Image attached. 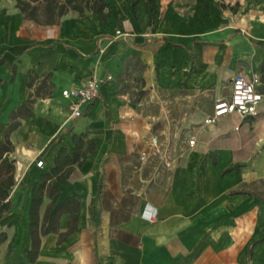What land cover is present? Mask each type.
Listing matches in <instances>:
<instances>
[{
    "label": "crops",
    "instance_id": "0c3cea01",
    "mask_svg": "<svg viewBox=\"0 0 264 264\" xmlns=\"http://www.w3.org/2000/svg\"><path fill=\"white\" fill-rule=\"evenodd\" d=\"M107 1L106 22L69 13L53 26L0 2V125L46 75L54 86L11 138L16 184L0 219V264H264V151L249 138V126L264 121L245 118L238 130L234 117L202 121L209 136L202 145L194 137V147L172 131L191 106L211 104V113L235 76L256 73L264 83V0H155L152 25L147 0L136 15L131 0ZM91 75L113 78L73 119L61 92ZM74 134L95 144L58 185V203L80 202L77 229L59 242L69 229L63 213L31 263L33 191L62 149L73 152ZM153 135L171 145V167L158 156L141 162ZM49 204L45 196L41 220Z\"/></svg>",
    "mask_w": 264,
    "mask_h": 264
},
{
    "label": "trees",
    "instance_id": "16d2710c",
    "mask_svg": "<svg viewBox=\"0 0 264 264\" xmlns=\"http://www.w3.org/2000/svg\"><path fill=\"white\" fill-rule=\"evenodd\" d=\"M15 7L20 11L24 20L32 21L40 26L58 25L61 19L69 13H75L79 18L88 14L97 15L106 22L111 16L110 4L107 0H14ZM141 0H131L133 13L136 15L137 6ZM151 6V7H150ZM145 8L150 16V25L157 12L155 0H147ZM235 12L237 9L232 8ZM50 75H46L36 86L33 93H29L25 104L14 109L10 115V122L5 129L4 138L0 142V219L12 209L11 191L16 184V159L13 157L15 145L11 139L12 133L22 125L21 118L29 117L34 113V104L37 98H47L53 93V84L49 83ZM33 87L32 79L28 82ZM85 135H73L74 149L69 153L62 149L57 155L54 166L49 173L42 176L43 184L33 191L30 208V235L31 247L27 251L28 260L35 263L39 254L42 237L58 232L59 219L63 213L70 215L69 229L66 234L60 235L59 242L77 229L79 221L80 202L76 198H68L58 203L60 189L58 185L68 182L76 167H81L88 154L94 153L95 144L84 140ZM87 145L86 150H84ZM50 200L43 219L40 217V208L44 197ZM7 240L6 233L0 234V245Z\"/></svg>",
    "mask_w": 264,
    "mask_h": 264
},
{
    "label": "built area",
    "instance_id": "2783aa9c",
    "mask_svg": "<svg viewBox=\"0 0 264 264\" xmlns=\"http://www.w3.org/2000/svg\"><path fill=\"white\" fill-rule=\"evenodd\" d=\"M112 78L111 75L104 78L91 75L79 83L63 89L61 95L70 101L71 117L73 119L80 118L83 115V108L99 98L102 85ZM263 103L264 83L261 76L256 73L239 74L232 79L229 94L216 99L212 112L204 117L203 125L213 126L222 119L234 117L238 120L235 127L238 130L247 116L257 117L259 115ZM186 144L194 147L197 141L191 137L187 139ZM170 150L171 145L164 144L158 135H153L148 141L147 150L140 155V160L147 162L150 156H158L167 167H171L173 159ZM36 166L43 168L45 166L44 160L37 159ZM143 216L152 222L156 217V212L154 209L147 208Z\"/></svg>",
    "mask_w": 264,
    "mask_h": 264
},
{
    "label": "rangeland",
    "instance_id": "374dc122",
    "mask_svg": "<svg viewBox=\"0 0 264 264\" xmlns=\"http://www.w3.org/2000/svg\"><path fill=\"white\" fill-rule=\"evenodd\" d=\"M3 4L11 5L13 0H0ZM41 98L36 99V103L34 104V111L37 108V104L40 102ZM206 102V101H205ZM58 104V102H55ZM211 104L208 105V103L205 104H198L191 106L187 110V115L185 120H182L180 123H178L177 128H172V131H175L178 137L189 139L191 137H197L199 140V143L202 145L203 141H206L208 139V133L205 130L206 128L203 127L202 121L205 117V114L210 108ZM179 114H177L178 116ZM258 120L264 121V103L262 104V107L260 109L259 115L257 117ZM225 123V122H223ZM245 123L242 122V125ZM251 129V134L249 136L250 139H252V147L253 151H264V126L255 123L254 125L249 126ZM258 128V133L261 135L259 136L256 132H254L255 129ZM5 128L3 125H0V130L3 131ZM157 130L163 131L164 129L161 127H157ZM166 130V129H165ZM5 131V130H4ZM168 133V130L165 131ZM164 135V134H163ZM168 135V134H167ZM13 137V133L11 135V138Z\"/></svg>",
    "mask_w": 264,
    "mask_h": 264
},
{
    "label": "water",
    "instance_id": "95a60500",
    "mask_svg": "<svg viewBox=\"0 0 264 264\" xmlns=\"http://www.w3.org/2000/svg\"><path fill=\"white\" fill-rule=\"evenodd\" d=\"M253 119H254V116H252V115H249L246 117V120H253Z\"/></svg>",
    "mask_w": 264,
    "mask_h": 264
},
{
    "label": "bare ground",
    "instance_id": "6f19581e",
    "mask_svg": "<svg viewBox=\"0 0 264 264\" xmlns=\"http://www.w3.org/2000/svg\"><path fill=\"white\" fill-rule=\"evenodd\" d=\"M31 153V152H30Z\"/></svg>",
    "mask_w": 264,
    "mask_h": 264
}]
</instances>
